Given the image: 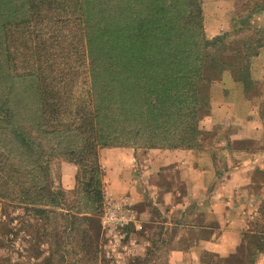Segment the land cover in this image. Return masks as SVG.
<instances>
[{
    "label": "trees",
    "instance_id": "16d2710c",
    "mask_svg": "<svg viewBox=\"0 0 264 264\" xmlns=\"http://www.w3.org/2000/svg\"><path fill=\"white\" fill-rule=\"evenodd\" d=\"M262 12L264 0H241L229 21L239 35L208 39L202 0H0V203L22 210L14 226L44 221L47 264L65 257L66 231L71 253L96 252L100 148L199 147L212 83L230 71L253 86ZM58 158L79 170L69 192L52 174Z\"/></svg>",
    "mask_w": 264,
    "mask_h": 264
},
{
    "label": "rangeland",
    "instance_id": "374dc122",
    "mask_svg": "<svg viewBox=\"0 0 264 264\" xmlns=\"http://www.w3.org/2000/svg\"><path fill=\"white\" fill-rule=\"evenodd\" d=\"M240 1L202 0L203 29L208 39L218 35L222 38L232 39L239 35L237 34L239 31L233 28L234 23L229 24V21L236 5ZM251 25L264 26V12L258 13L252 20ZM235 45L240 46L241 44L236 43ZM229 46L234 47L231 44ZM219 80L220 82L218 83L217 81L212 83L211 91L215 89L220 91V86L225 89V86H228L229 83L236 81L230 71H224ZM249 90L250 92L252 91V95L257 94L256 86L254 89L252 86ZM219 98H224V94L222 96L220 94ZM210 105H212V101ZM207 115L202 116L200 120ZM200 130L203 132L200 138V145L210 146L214 142L219 141L218 137L216 139L213 134ZM221 134H219L220 137ZM199 147L196 148L198 149ZM236 148H238L236 150L243 152L249 150L245 141L238 143ZM147 149L152 148L135 147V157L138 156L140 158L143 154L147 161L144 160L136 166H131L120 174L113 169L112 174L107 175L105 178L103 177L101 212L95 218L100 229L98 228V231L95 230L94 234L91 233L92 237L94 235L98 236L96 252L93 253L94 243L88 249L87 254L80 253L78 256L71 253L70 251L73 249H78L74 242L75 240L71 241L73 234L70 231H66L65 236L68 234L69 237H66L63 247L65 249L64 253L66 251L65 257L54 256L52 259L53 264H185L187 260L185 259V250L191 248L198 237L208 235L210 230L208 228H180V223H183V216L180 215V209H182L180 202L190 207L196 204V200L192 199V195L188 193L183 197L182 201L184 202H182L180 192L190 191L192 186H187L178 176L176 170L167 175L161 171L162 168L160 167L152 168L153 166L147 162L155 159L156 156H147ZM112 160L113 157L110 158V161ZM78 171L77 166L61 158L54 160L52 163V174L59 181L61 187L68 192L75 187V175ZM258 171L254 170V174L258 178H263L264 172L259 173ZM79 174L82 176V173ZM165 176H170L172 180H166ZM171 181L174 183L175 188L178 189L179 194L172 199L173 202L164 204L160 191L152 185L161 188L166 186L167 183L171 184ZM72 195L71 197L73 198ZM71 197L68 199L69 201ZM115 203L121 206V216L125 219L127 218L128 221L122 226L119 224H103L104 212L110 205L112 206ZM262 206L263 211L260 208V219L257 225L254 222V226L251 229L252 232H247L244 235L242 242L245 248L241 247L238 250L239 247L237 246L238 248L236 247L233 253L224 257L202 253L200 256L201 264H255L256 257L264 255V252L252 255L256 251L255 243L257 239L255 236H259L258 233L260 231L264 232V203ZM20 210H12L10 207H4L0 203V264H5L3 260L6 258L15 264H47L42 252L43 249H46L44 243L48 241V237L37 236L43 231L44 221L33 223L31 227H26L23 223L14 226L10 222V218L17 215ZM23 215L31 222L30 214L24 212ZM193 217L198 223L208 225L211 228L214 225L211 216L196 215ZM186 221L184 220V222ZM65 223L64 220H60V229ZM10 225L14 229H10ZM30 234L33 235V239L30 238ZM248 235H254V237L247 240ZM261 241L264 242V237L261 238ZM35 242L38 249L35 246ZM39 251L40 253L37 254ZM225 258H227L226 261L223 260ZM242 258L243 261L240 260Z\"/></svg>",
    "mask_w": 264,
    "mask_h": 264
},
{
    "label": "crops",
    "instance_id": "0c3cea01",
    "mask_svg": "<svg viewBox=\"0 0 264 264\" xmlns=\"http://www.w3.org/2000/svg\"><path fill=\"white\" fill-rule=\"evenodd\" d=\"M249 73L257 94L252 95V91L238 81L229 83L225 89L220 86V91L213 89L210 112L200 120L199 128L218 137L219 141L210 146L200 145L198 149H147V156H156L147 162L152 168L160 167L167 175L176 170L181 180L192 186V190L180 192L181 201L186 193L196 200L192 207L180 202L183 216L180 228L210 230L185 250V264H201L202 253L216 257L233 253L242 243L244 234L252 232L254 222L260 219L264 177L258 178L254 170L264 172V45L251 57ZM220 94H224V98L220 99ZM244 141L249 150H236L237 144ZM98 157L104 178L112 174L113 169L120 174L146 160L143 154L135 157L133 147H103L98 150ZM165 178L172 180L170 176ZM152 186L160 191L164 204L179 194L172 181L161 188ZM196 215L211 216L213 227L195 221L193 216ZM258 263H264V255L256 257L255 264Z\"/></svg>",
    "mask_w": 264,
    "mask_h": 264
},
{
    "label": "built area",
    "instance_id": "2783aa9c",
    "mask_svg": "<svg viewBox=\"0 0 264 264\" xmlns=\"http://www.w3.org/2000/svg\"><path fill=\"white\" fill-rule=\"evenodd\" d=\"M111 206V205H110ZM108 207L103 214V224L108 225H124L128 219L121 216L122 208L120 205L112 204L111 207ZM105 226V225H104Z\"/></svg>",
    "mask_w": 264,
    "mask_h": 264
}]
</instances>
